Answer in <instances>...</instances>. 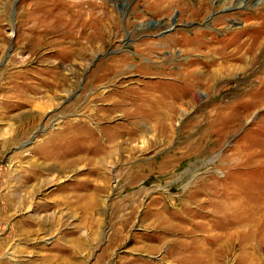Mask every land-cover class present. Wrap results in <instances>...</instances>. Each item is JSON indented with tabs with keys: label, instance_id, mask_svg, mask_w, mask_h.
<instances>
[{
	"label": "rangeland",
	"instance_id": "obj_1",
	"mask_svg": "<svg viewBox=\"0 0 264 264\" xmlns=\"http://www.w3.org/2000/svg\"><path fill=\"white\" fill-rule=\"evenodd\" d=\"M238 1L0 0V264H264L225 218L264 182V0Z\"/></svg>",
	"mask_w": 264,
	"mask_h": 264
},
{
	"label": "bare ground",
	"instance_id": "obj_2",
	"mask_svg": "<svg viewBox=\"0 0 264 264\" xmlns=\"http://www.w3.org/2000/svg\"><path fill=\"white\" fill-rule=\"evenodd\" d=\"M212 2H214V0H212ZM201 3L204 4L203 1ZM164 4L165 3L162 4L161 9L164 8L167 5V4H165V5ZM202 4H200L201 7H202ZM169 8H170V6H169ZM153 101L154 102H158L157 99H153ZM170 106H171V104L168 103V102H160V106H159V109H158V114L162 115L164 118H168L169 117L168 114H167L168 111L169 112L172 111ZM146 128H148V127H146ZM254 152L255 151H253L252 149H250V150L248 149L247 162H246L247 163V167L246 168H247V170H249V173H248L249 175L248 176H249V178H251L253 172H255L254 168L259 166L258 163L261 164L260 166L263 165L262 166L263 168H260V166L257 167L259 169L255 172V174L257 176V179L259 181V180H262L264 178V151H262L260 153V155L258 154L259 155L258 157L254 154ZM255 156L257 157V159L255 158ZM256 182H254L253 179L248 181V185L246 187L247 188L246 198H245V206L246 207H245L244 218L243 217L242 218L232 217L231 215H229V213H227V211H226L225 218H226L227 222L228 223L231 222V224H240V226H242L241 224L244 223V226H245L246 229H248L249 233L251 231H256V233L258 235L260 234V236H261V235L264 234V229L263 228L261 229V226H263V222H264V198H263L264 196L262 195V193H259V195H257V193L260 191V189L258 187V185L260 183L257 185ZM260 182H262V181H260ZM261 184H264V182L261 183ZM225 210H226V208H225ZM255 227H257L258 230H255ZM206 241H209V240L207 239Z\"/></svg>",
	"mask_w": 264,
	"mask_h": 264
}]
</instances>
